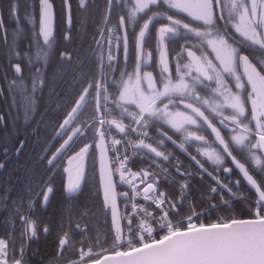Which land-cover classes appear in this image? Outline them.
<instances>
[{"label":"snow or ice","instance_id":"snow-or-ice-1","mask_svg":"<svg viewBox=\"0 0 264 264\" xmlns=\"http://www.w3.org/2000/svg\"><path fill=\"white\" fill-rule=\"evenodd\" d=\"M64 3L70 13L68 0H64ZM85 3L86 0H80L81 6ZM114 5L126 11L124 14L118 13V19L113 24L109 17ZM38 6L37 35H42L43 47L37 40L34 55L36 61L43 60V66H35L33 56L25 53L29 67L33 68V72L30 73L33 95L25 96L24 99L32 105L35 104L34 94L38 87L45 83L49 52L55 44L53 3L51 0H38ZM169 11L173 14H169ZM9 14L16 19L18 29L22 31V28H19L18 3L13 2L10 5ZM181 14L183 18H176ZM24 20L35 29V6H31V11L25 14ZM67 21L71 23L70 14ZM103 22L107 35L105 30L99 31L100 39L95 43L98 48L107 46V69L114 70L113 46L119 49L121 44L123 45L127 63L129 29L133 36L131 46L135 53L134 68L131 72H120L119 79L113 76L109 80L105 78V65L103 63L99 65V76L85 81V86L78 93V98L73 101L71 110L59 125L60 131L57 135L62 133L66 139H63L47 162L55 168L54 161H57L58 157L62 159L63 153H72L67 156L69 167L64 169L68 174L66 191L69 194L78 192L84 179L85 158L92 145L84 144L79 151L73 150L79 137L88 130L98 132L99 179L103 185L104 199L110 202L112 207L115 224L114 246L107 255L94 253L89 247L87 251L83 248L78 250L79 259H65L63 254L75 245L70 244L69 233L61 228L55 264H106L107 261H111L112 264H264V175H261L258 182L245 164L233 155V151L236 150L246 152L255 166L259 167L260 172L264 173V151H261L264 150V59L257 60L256 55L250 59L249 55L243 52V48L248 47L255 53L264 55V0H107ZM154 22L160 25L155 28L158 36L156 66L159 69L155 76L152 71L147 70L153 51L146 47V38L150 37L149 29L150 26L155 27ZM15 34L14 31L13 35ZM0 35L7 41L8 31L3 27L2 14ZM68 38L66 35L65 39ZM176 38L183 40L184 43L175 54V58L170 59L166 39L174 41ZM15 54L19 56V52ZM103 55L101 53V60ZM60 58L71 59L65 52L61 53ZM13 67L15 73L19 75L22 71L20 64L17 63ZM229 80L233 81L231 86ZM16 88L27 90L22 79L20 83L16 80L9 81V91ZM110 88L115 91H110ZM202 91L207 94L201 95ZM89 104L94 106L93 124L99 128H93L87 122H83L81 126H74L72 122L77 120L82 109ZM116 109L119 110L118 115L121 119L118 120L114 116L108 119L107 117ZM225 109L230 110L228 115H225ZM31 110L34 111V107ZM124 117L130 119L128 125L123 124ZM2 119L3 117H0V120ZM213 120L217 121L219 127ZM106 123L109 128L100 131L99 129ZM112 125L120 133H125L124 143L131 145L133 151L147 150L149 154H154V158H160L161 163L170 159L176 160L175 171L180 176H191L193 173L181 172L182 165L177 158L170 157L166 151L153 146L155 143L162 147L165 140L176 143L172 136L163 130L165 126L174 134L180 133L183 136V142L178 147L184 152L188 151L186 144L189 141L200 142L195 151L197 155L205 158V162L218 166L213 171L221 170L219 166L225 165L226 159L230 158L258 194L254 212L250 213V218L230 216L228 219L221 218L213 223L197 224L193 221V216L199 220L200 213L193 210L186 217L188 221L186 227L173 226L167 219L169 211L178 214L179 208L183 207L186 198L184 192L189 187L187 180L181 183V192L176 200L168 197L163 191L157 194L156 185L159 183V177L148 171L131 173L132 179L125 181V173L130 172L126 167L128 156L124 155L121 158L120 153L116 152L111 162L117 163L115 171L119 173L122 182L132 184V180L139 177V183H145V178L150 177L143 189V198L151 200L161 209L162 215L159 219L164 223L159 226L162 230L166 229L163 235L157 234L159 238L153 236L154 228L147 220L151 217L156 221V217L152 212L143 210L144 218L136 227L139 234L137 243H132V221L128 218V246L121 250L118 245L124 237L115 203L113 170L105 145L106 132L111 131ZM149 129L157 132L161 139L153 140L152 143L146 142L153 139L149 135ZM207 129H211V133L214 134V140L211 142L205 135L199 134ZM221 129L228 131L227 137L222 134ZM133 134L137 136L136 140L131 139ZM74 137L77 139L74 140ZM121 142L113 138L111 145H118ZM189 156L200 170L207 173L204 164L195 155L189 153ZM153 164L158 167L155 159ZM3 167L4 165L0 163V168ZM161 171L167 179L168 169L164 168ZM222 171L231 172L232 169L225 166ZM214 179L221 189L227 190L233 196L236 195L227 183L220 181L218 177ZM234 183L238 185L239 181ZM133 188L135 189V185ZM52 191L53 188L50 186L41 190L43 202L48 201V194ZM209 191L219 195L223 200V191L218 192L217 187H211ZM139 194L137 192V195ZM122 195L128 197L127 192ZM7 200L6 193L0 194V202L6 203ZM132 207L135 209L137 205L133 204ZM189 208L193 206L189 204ZM19 218L22 222L20 247L17 249L13 244L9 258V242L0 239V264H27L24 248L28 241L38 238V227L31 216L20 215ZM39 227L45 234L50 231L47 226ZM76 227L81 228V225L77 224ZM145 234L148 239L145 238ZM85 257L89 259L85 261ZM49 264H53V261H49Z\"/></svg>","mask_w":264,"mask_h":264},{"label":"trees","instance_id":"trees-1","mask_svg":"<svg viewBox=\"0 0 264 264\" xmlns=\"http://www.w3.org/2000/svg\"><path fill=\"white\" fill-rule=\"evenodd\" d=\"M13 2L15 1L0 0L3 23L8 31L4 46L6 56L2 62L8 64L10 61L13 64L18 63L22 71L18 75L15 73L14 68H5L2 75H0V81L3 80L6 83L7 77L10 75L9 72H13L11 80L22 79L27 84L31 81L30 73L33 72V68L29 67L25 53L33 54L35 66L41 67L44 63L43 60L36 61L34 55L37 40L40 41L43 47V38L41 35H37L39 32V14L36 15L35 29L20 17L19 28H22V31H20L17 29L16 19L9 14L10 5ZM29 2L38 11L37 0H29ZM51 2L55 11L53 33L55 44L52 51L49 52L45 83L42 87H38L34 94V112L31 114L27 112L22 115L21 109L24 107V103L20 101L22 97L14 100L9 87L3 86L1 88L0 86V113L4 114V119L0 120V163L4 165L3 168H0V194L6 193L8 196L6 203L0 202V236L6 238L9 246L12 247L15 244L19 249L22 229V222L19 217L20 215L31 216L38 227V238L28 241L24 248L27 264H49V261H53V264H55L61 228L69 233L70 244L75 245L74 248H68V251L63 254L65 259H77L80 248H96L110 243L114 238L108 209L103 206L99 193L93 152L89 156L85 178L78 192L66 194L64 172L61 171V166H58L45 182L53 188V191L49 194L46 203L41 202L40 192L44 185L40 186L47 173L52 170V166L46 164V155L57 146L63 136L59 138L55 136L49 147L47 144L61 118L73 104L81 88L84 87L85 81L98 76L100 48L97 45L94 46V42L100 26H105L103 18L107 7V0H86L83 6H81L80 0H69L71 23L67 27L65 24L64 0H51ZM30 9L31 7L27 11ZM125 11L126 9L122 10L114 5L109 19L112 23H116L117 14H124ZM169 14H173V12L169 11ZM177 17L183 18L182 14ZM154 25L155 27L150 26V37L146 38V47L153 51L148 68L156 75L159 69L156 66L158 36L155 28L160 25L156 22H154ZM14 31L15 36L13 35ZM65 32L68 33V39H65ZM128 37L127 63H125L122 44L117 51L119 68L116 70V74L118 77L120 72H131L134 68L135 53L131 46L133 36L130 29ZM166 43L171 59L172 55L184 42L176 38L174 41L166 39ZM16 52H19V56L15 54ZM62 52L67 53L71 59H61ZM3 65L4 63L0 62V68ZM11 80L9 78V81ZM31 85L32 82L26 85V91L19 90L23 91L25 95L31 96L33 95ZM41 88L42 94L39 93ZM93 112L94 106L87 105L82 109L77 121L84 122V119L92 116ZM19 120H21V123H18L20 129L13 132L11 128H16ZM90 125L95 128L93 123ZM164 129L171 135H180V133L174 134L167 126ZM221 131L225 136L229 134L225 129ZM201 133H205L210 138L213 137L210 129ZM93 136V131L88 130L83 136L79 137L75 148ZM21 141L23 143L16 150ZM45 148V152L40 155ZM233 172L237 173L234 168ZM260 177L257 174V179L260 180ZM203 181L199 177H196L193 181L191 180L193 184L192 191L197 196H204L208 192ZM242 183H244V180H242ZM255 193V190L250 189L251 195ZM30 206L31 211H29ZM213 208L217 214L224 212L229 216L250 215L252 213L251 202L248 198H236L229 206L215 204ZM77 224H80L81 228H77ZM41 225L47 226L50 231L47 234L43 233L39 227ZM97 240H99V243H97ZM9 253L11 257V250Z\"/></svg>","mask_w":264,"mask_h":264},{"label":"rangeland","instance_id":"rangeland-1","mask_svg":"<svg viewBox=\"0 0 264 264\" xmlns=\"http://www.w3.org/2000/svg\"><path fill=\"white\" fill-rule=\"evenodd\" d=\"M16 3H18V5H19V8H20V15H19V18L21 17V18H23L24 19V16H25V14L26 13H28V12H30L31 11V9L29 10V11H27L28 9H29V7H31L32 6V4L29 2V0H14ZM37 4H38V0H37ZM36 8V7H35ZM37 14H39V8H38V11H37V8H36V15ZM176 18H178V17H176ZM38 20H39V18H38ZM17 29H18V26H17ZM19 30V29H18ZM38 30H39V26H38ZM4 46H5V39H4V37H3V35H0V62L1 63H4V65H3V67H1L0 68V75H2V73H3V71H4V69L5 68H8V67H12V68H14L13 66L15 65V64H13L11 61L9 62V64L8 63H6V62H2L3 60H5V56H6V54L4 53ZM32 56H33V54H32ZM33 58H34V56H33ZM99 59H101V57L99 56ZM104 65H105V71H107V72H110L108 69H107V61H105L104 62ZM113 67H114V70L113 71H116L119 67H118V63L116 62V60H114V62H113ZM47 70H48V67H47ZM151 70V69H150ZM150 70H148V71H150ZM152 71V70H151ZM153 72V71H152ZM10 73V75L7 77V82L5 83L3 80H1L0 81V86H1V88H3V86H7V87H9V78H10V80H11V75H12V73L13 72H9ZM153 75L155 76V74L153 73ZM12 81V80H11ZM20 79H17V83H20ZM231 80H229V85H231V82H230ZM26 83H27V81H25ZM32 82V79H31V81L29 82V83H31ZM233 82V81H232ZM29 83H27V84H29ZM25 84V83H24ZM27 84H25V85H27ZM20 88H16L14 91H10V94L13 96V98H14V100L17 98V99H20V98H18V97H22V99L20 100L21 101V103H24V107H23V109H21V114L22 115H24V114H26L27 112H30V114L31 113H33L34 111L33 110H31L33 107H34V109H35V104L34 105H32V104H30V103H28L27 101H25V99H24V97L25 96H28V95H25L24 94V92L23 91H21V90H19ZM41 90H42V88L41 89H39V93L40 94H42V92H41ZM233 90H235V89H233ZM201 95H202V93H201ZM182 109V108H181ZM0 117H3V119H4V114L3 113H0ZM22 120V119H21ZM21 120H19L18 122H17V127L16 128H11V130L13 131V132H17V130L18 129H20V126L18 125V123H21ZM23 121V120H22ZM24 123V122H23ZM61 158H58V160H57V162L60 160ZM56 162V163H57ZM95 169H97V163H95ZM199 168H196L195 170H194V174H197L198 172H199ZM53 171H55V169H52L51 171H49L48 173H47V175H46V177L44 178V179H46L47 178V180H48V178H49V176L52 174V172ZM203 179V178H202ZM204 181V186L206 187V189H208V187L210 186V184L211 183H215L216 185H217V182H214V181H211V180H209V179H203ZM44 181V180H43ZM97 182H98V176H97ZM46 186H49V185H45L44 187H43V189H46ZM98 188H99V185H98ZM39 189V188H38ZM37 189V190H38ZM41 193V192H40ZM49 195V194H48ZM41 196V195H40ZM119 198H121V197H119ZM200 198H202V205H198V208H201V207H208L209 206V202H208V195H207V193H205V195L204 196H197V195H195V198H194V202H199L200 201ZM41 202H43L42 201V197H41ZM43 205V204H42ZM2 239H4V240H6V238L5 237H2V236H0ZM7 241V240H6ZM11 246H9V250H11ZM10 252V251H9ZM9 258H10V253H9Z\"/></svg>","mask_w":264,"mask_h":264},{"label":"water","instance_id":"water-1","mask_svg":"<svg viewBox=\"0 0 264 264\" xmlns=\"http://www.w3.org/2000/svg\"><path fill=\"white\" fill-rule=\"evenodd\" d=\"M68 4H69V1H68ZM66 6V5H65ZM107 9V8H106ZM70 13H69V9L66 7V23L69 25V23H68V21H67V17H68V15H69ZM70 110H71V108H70ZM69 110V111H70ZM68 111V112H69ZM67 112V113H68ZM66 116H67V114L64 116V118L62 119V121L60 122V124L63 122V120L66 118ZM59 124V125H60ZM76 126H79V124H77ZM98 133V132H97ZM69 134H71V133H69ZM95 145H96V148H97V169H98V179H99V157H100V149H99V147H98V145H99V134H98V138L95 140ZM67 178H68V174H67ZM112 178H113V176H112ZM67 181V180H66ZM99 189H100V194H101V198H102V200H103V203H104V206L105 207H108V209H109V217H110V223H111V226H112V229H113V232H114V234H115V224H114V222H113V217H112V207H111V203L110 202H108V201H105V199H104V193H103V185H102V183H101V181H100V179H99ZM125 191H120V190H117L116 189V187H115V203H116V207H117V214H118V217H119V203H118V198L119 197H123V195H122V193H124ZM238 217H241V218H250V216H238ZM119 219H120V217H119ZM122 250V249H121ZM108 252H111V251H107V252H103V253H101L100 255L101 256H103V255H107L108 254ZM106 264H112V262L111 261H107L106 262Z\"/></svg>","mask_w":264,"mask_h":264},{"label":"built area","instance_id":"built-area-1","mask_svg":"<svg viewBox=\"0 0 264 264\" xmlns=\"http://www.w3.org/2000/svg\"><path fill=\"white\" fill-rule=\"evenodd\" d=\"M121 155V158H123V154H120ZM155 162H156V165H158V167L157 166H155L154 164H153V169L154 170H157L158 172H161L163 175H165L162 171H161V169H164V168H167L168 169V172H167V175L170 177V178H173V176L170 174V172H169V165L167 164V163H161L159 160H155ZM129 164L127 163V161H126V166H128ZM118 165H117V163H116V167H117ZM181 183H182V181H180L179 182V185L181 186ZM130 188H133V187H130ZM131 202H133V201H131ZM131 202H129V204L131 203ZM138 208V206L135 208V209H137Z\"/></svg>","mask_w":264,"mask_h":264},{"label":"flooded vegetation","instance_id":"flooded-vegetation-1","mask_svg":"<svg viewBox=\"0 0 264 264\" xmlns=\"http://www.w3.org/2000/svg\"><path fill=\"white\" fill-rule=\"evenodd\" d=\"M253 53L257 56V60L264 59V55H261V54L255 53L254 51H253Z\"/></svg>","mask_w":264,"mask_h":264},{"label":"bare ground","instance_id":"bare-ground-1","mask_svg":"<svg viewBox=\"0 0 264 264\" xmlns=\"http://www.w3.org/2000/svg\"><path fill=\"white\" fill-rule=\"evenodd\" d=\"M195 205H198V202Z\"/></svg>","mask_w":264,"mask_h":264}]
</instances>
